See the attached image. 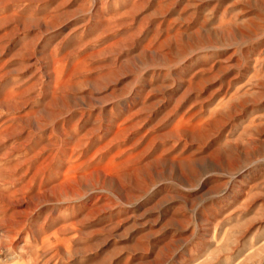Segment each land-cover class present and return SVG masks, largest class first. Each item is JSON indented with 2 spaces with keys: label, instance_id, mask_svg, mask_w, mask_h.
<instances>
[{
  "label": "rangeland",
  "instance_id": "1",
  "mask_svg": "<svg viewBox=\"0 0 264 264\" xmlns=\"http://www.w3.org/2000/svg\"><path fill=\"white\" fill-rule=\"evenodd\" d=\"M0 264H264V0H0Z\"/></svg>",
  "mask_w": 264,
  "mask_h": 264
}]
</instances>
